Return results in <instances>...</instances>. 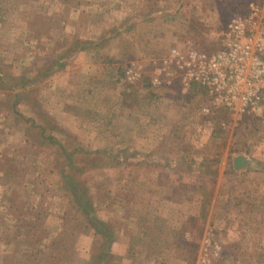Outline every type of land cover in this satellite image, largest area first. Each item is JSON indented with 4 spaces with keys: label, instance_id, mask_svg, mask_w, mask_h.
Returning a JSON list of instances; mask_svg holds the SVG:
<instances>
[{
    "label": "rangeland",
    "instance_id": "1",
    "mask_svg": "<svg viewBox=\"0 0 264 264\" xmlns=\"http://www.w3.org/2000/svg\"><path fill=\"white\" fill-rule=\"evenodd\" d=\"M251 2L0 0V264H264V107L173 55Z\"/></svg>",
    "mask_w": 264,
    "mask_h": 264
},
{
    "label": "built area",
    "instance_id": "2",
    "mask_svg": "<svg viewBox=\"0 0 264 264\" xmlns=\"http://www.w3.org/2000/svg\"><path fill=\"white\" fill-rule=\"evenodd\" d=\"M244 18L232 17L214 51L173 50L184 85L203 89L202 110L222 107L231 114L264 107V17L255 2Z\"/></svg>",
    "mask_w": 264,
    "mask_h": 264
},
{
    "label": "water",
    "instance_id": "3",
    "mask_svg": "<svg viewBox=\"0 0 264 264\" xmlns=\"http://www.w3.org/2000/svg\"><path fill=\"white\" fill-rule=\"evenodd\" d=\"M237 166H242L245 163V158L243 156H239L236 158Z\"/></svg>",
    "mask_w": 264,
    "mask_h": 264
},
{
    "label": "trees",
    "instance_id": "4",
    "mask_svg": "<svg viewBox=\"0 0 264 264\" xmlns=\"http://www.w3.org/2000/svg\"><path fill=\"white\" fill-rule=\"evenodd\" d=\"M194 87L201 89L200 87H198V86H196V85H194ZM103 255H104V254L101 253V254H99V255L94 256L93 259H94L96 262H98V261L102 260Z\"/></svg>",
    "mask_w": 264,
    "mask_h": 264
}]
</instances>
